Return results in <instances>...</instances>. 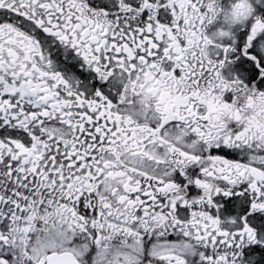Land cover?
<instances>
[{
	"label": "snow or ice",
	"instance_id": "snow-or-ice-1",
	"mask_svg": "<svg viewBox=\"0 0 264 264\" xmlns=\"http://www.w3.org/2000/svg\"><path fill=\"white\" fill-rule=\"evenodd\" d=\"M0 264H264V0H0Z\"/></svg>",
	"mask_w": 264,
	"mask_h": 264
}]
</instances>
